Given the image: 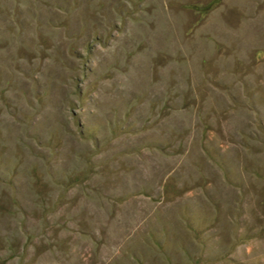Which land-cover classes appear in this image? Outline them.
<instances>
[{"label":"rangeland","instance_id":"1","mask_svg":"<svg viewBox=\"0 0 264 264\" xmlns=\"http://www.w3.org/2000/svg\"><path fill=\"white\" fill-rule=\"evenodd\" d=\"M0 264H264V0H0Z\"/></svg>","mask_w":264,"mask_h":264}]
</instances>
